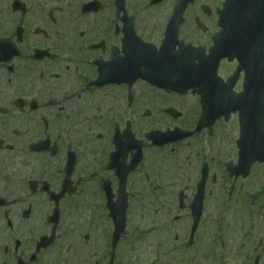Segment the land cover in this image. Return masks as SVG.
<instances>
[{"label":"flooded vegetation","instance_id":"af4514ba","mask_svg":"<svg viewBox=\"0 0 264 264\" xmlns=\"http://www.w3.org/2000/svg\"><path fill=\"white\" fill-rule=\"evenodd\" d=\"M225 1L196 0L175 26L178 0H0V264H71L67 243L78 233L76 216L88 201H102L106 181L119 184L109 168L115 131L127 125L135 130L120 114L136 116L140 103L151 118L172 121L170 107L182 112L181 100L138 97V82L94 86L100 72L107 66L133 69L138 38L156 48L152 62L163 59L159 52L171 33L208 54ZM88 5L91 11L85 12ZM178 51L177 46L172 54ZM194 114L201 115L199 99ZM95 121L99 133L91 141ZM90 143L97 146L93 152L86 149ZM247 214L255 218L240 230L245 242L237 247L239 257L243 264L257 258L264 264V195L260 208ZM201 230L193 245L199 259L210 242ZM227 230L215 228L214 260L227 259ZM84 239L91 242L89 235Z\"/></svg>","mask_w":264,"mask_h":264},{"label":"rangeland","instance_id":"374dc122","mask_svg":"<svg viewBox=\"0 0 264 264\" xmlns=\"http://www.w3.org/2000/svg\"><path fill=\"white\" fill-rule=\"evenodd\" d=\"M229 66L222 69V75L232 71ZM227 74V75H228ZM137 96L150 95L156 97L149 87L140 86L136 88ZM163 95L161 98L165 99ZM187 99V100H186ZM178 101L184 114L188 110L185 119L179 123L191 127L195 119V109L198 105L196 96L189 95L188 98ZM145 100V99H143ZM139 103V102H138ZM116 105V104H115ZM189 105V107H188ZM137 115L131 113L120 114L121 120L130 119L135 123L134 128L137 137L143 139L144 133L152 129H162L171 126L175 121L166 118L144 119L143 111L146 103H140ZM115 108V107H114ZM194 108V113L191 111ZM97 122L92 124L90 134L91 141H97L99 133ZM214 138L209 140L205 132L197 138L189 139L184 143L170 147L165 150H152L149 146L145 151V161L132 177V198L128 210V234L120 242V253L118 249L116 264H216L221 259L212 257L216 254L212 246V236L218 225L227 224L228 236L223 241L229 246L225 264H241L240 253V230L245 224L247 214H244L246 197L254 193L264 185V167L253 171L247 180H239L236 185L237 196L234 204L230 199V185L225 171L227 162L237 161V149L235 141L239 138L238 119L229 123L219 122L215 127ZM97 146L88 145L86 149L93 152ZM88 161L92 156L86 157ZM202 161L209 163L212 176L210 178L205 202L204 216L201 222L202 239H209L206 245L204 257L198 258L194 253V247L185 251L183 243L188 240V229H190V212L188 208L180 209V194H184V205L187 207L196 193V184L200 178V166ZM131 178V177H130ZM211 191V194L208 193ZM229 196V198H228ZM235 196V195H234ZM100 203L103 200L93 199L92 207H83L76 216L74 232L67 243L68 254L71 264H108L113 231L112 222L107 223V212L98 216L97 224L90 222L89 216H94L95 211H101ZM232 203V204H231ZM227 204H231L229 207ZM227 207H226V206ZM243 210V211H242ZM244 211V212H245ZM244 215V219L240 220ZM94 219V217H92ZM107 225L105 229L101 224ZM177 219V220H176ZM110 233V237L108 234ZM90 236L91 242H86L84 237ZM204 235V236H203ZM178 238L176 242L175 239ZM206 240V241H209ZM236 245V246H235ZM249 253V249L247 250ZM251 254L249 253V256ZM218 263V262H217Z\"/></svg>","mask_w":264,"mask_h":264},{"label":"water","instance_id":"95a60500","mask_svg":"<svg viewBox=\"0 0 264 264\" xmlns=\"http://www.w3.org/2000/svg\"><path fill=\"white\" fill-rule=\"evenodd\" d=\"M253 9V8H252ZM252 10L250 9L247 13V16H251ZM234 17H240V21L245 19V15L244 12H238V13H234L233 14ZM249 17L246 18V20L249 19ZM245 20V21H246ZM204 118V116H203ZM202 118V123H204ZM245 120L242 119V124H243V133L241 135V140L239 141V146L242 149V153L241 156L242 158H246V159H254L257 160L260 158L263 159L264 157L262 155H260L261 151H258L255 147L253 148H249L250 146H248L247 142L252 144V145H257V144H261L262 140L260 139V135L258 136L257 134L254 135H246V133H244V131L246 130V125H245ZM204 126V125H202ZM248 133V131H246ZM182 132L179 133H173V134H150L147 136L148 139L152 138L154 141V144H157L159 146H164L166 143H170V142H174L177 140H180L182 138H185L187 136H189L187 133L186 134H181ZM173 136V137H170ZM121 141L118 143V145H121ZM122 147L124 145H121ZM120 148V147H119ZM139 150H140V155H141V150H142V144L140 143L139 145ZM260 148V147H259ZM138 158L137 164L139 162H141V158ZM259 157V158H258ZM129 170V169H128ZM126 180L124 181V183H122V189H124ZM121 193H123V191H121ZM123 195V194H121ZM122 197V196H121ZM123 200L120 199V201L117 204H111V210L113 212V216L115 219V224H116V232L114 235V245L116 246V244L119 242V240L121 239L122 235L125 234V228H126V211H127V202H126V195H123ZM203 199H204V191L201 190L200 191V195L199 197L196 199L194 205H193V213H194V217H195V226L194 229L197 226V223L200 219V216L202 214V209H203Z\"/></svg>","mask_w":264,"mask_h":264}]
</instances>
